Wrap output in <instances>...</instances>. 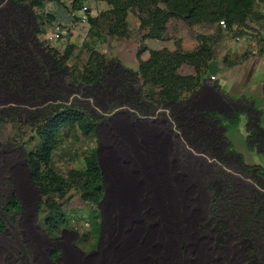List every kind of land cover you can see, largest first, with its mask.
<instances>
[{
	"label": "rangeland",
	"instance_id": "rangeland-1",
	"mask_svg": "<svg viewBox=\"0 0 264 264\" xmlns=\"http://www.w3.org/2000/svg\"><path fill=\"white\" fill-rule=\"evenodd\" d=\"M77 1H81L82 6L98 10L94 0ZM4 6L5 1L1 0L0 9ZM44 6L43 11L49 13L48 4ZM255 7L247 29L233 27L227 30L209 24L187 26L182 20L173 18L167 24L163 41L156 44L160 50L174 51L177 48L180 52L191 53L199 50L202 46L199 38L203 37L205 47L213 57L221 53L220 48L237 49L242 43L248 50V42L259 46L264 42L261 34L264 33V21L257 20L261 8L259 5ZM76 13L82 14L81 11ZM75 22L79 23L77 19ZM127 23L129 37L116 39L115 43L125 44L136 63L143 53L141 50H148L143 38L146 30L138 29L140 23L136 12L128 15ZM46 25L42 28L41 36L44 37L52 33L45 28ZM80 32L82 36L86 34V30ZM66 35L72 36L70 30ZM84 39L67 44L60 51L63 54L69 50L66 66L70 77L65 79L64 100L52 104L82 107L95 121L129 110L144 117L155 116L156 111L145 115L128 104L107 107L106 102L113 99L112 92L101 98L98 89L80 83L91 49L96 47L88 37ZM106 45L103 40L97 48L104 50ZM105 55L108 60L113 59L121 65L116 58ZM232 56L226 58L239 59L236 54ZM188 72L193 75V67L184 65L179 69L182 76H189ZM133 88L143 95L153 96L158 92L157 88L143 84L139 79ZM194 89L182 90L180 100L186 99ZM27 108L30 111L36 107ZM167 112L172 114L170 109ZM32 127L24 118L0 127V217H3L1 207L8 200L9 193L18 197L21 207L10 219L3 217L6 230H0V264H244L241 247L248 240L256 244L258 231L264 226V180L254 171L244 169L243 161L228 149L223 154V144L214 146L211 154L196 145L188 146L184 154L174 147L176 162L170 163V167H174L173 175L180 174L189 181L188 194L179 196V216L174 211L171 213V206L162 208L157 203L162 194L167 195L164 191L150 194L154 207L149 212L140 205L145 199L136 197L138 200L130 201L131 209L124 217H115L107 212L114 203L111 199L102 202L100 208L93 207L81 201L77 191L71 190L64 205L66 227L56 236H49L44 226L45 211L40 207L41 196L30 181L26 162V155L37 144ZM60 134L62 143L52 156L55 169L61 174L71 169L82 170L84 156L95 149L94 135L84 138L76 128L63 129ZM207 141L215 144V139ZM167 152L168 148L160 152L161 163L166 160ZM141 216L146 218L144 223H141ZM178 217L182 226L179 225L180 231L176 233L173 227ZM95 224L99 227L98 232L94 231ZM224 226L228 228L225 235L222 233ZM52 249L58 251L55 256L51 254Z\"/></svg>",
	"mask_w": 264,
	"mask_h": 264
},
{
	"label": "trees",
	"instance_id": "trees-1",
	"mask_svg": "<svg viewBox=\"0 0 264 264\" xmlns=\"http://www.w3.org/2000/svg\"><path fill=\"white\" fill-rule=\"evenodd\" d=\"M2 1H5V6L0 9V127L22 118L33 126L37 144L26 155L28 174L32 185L41 196L40 207L45 211L46 232L49 236H56L66 227L64 205L69 200L66 196L71 190L77 191L84 203L100 208L105 188L95 150L84 156L82 170L71 169L61 174L54 167L52 156L62 143L60 132L63 129L76 128L79 135L85 138L94 133L98 121L89 116L82 107L52 104L63 101L65 97V79L70 77L66 66L69 50L66 49L62 54L40 41L43 26L54 18L50 13L39 12L45 4L50 3L63 9L72 19L73 13L84 6L77 0H71L69 5H65V0ZM95 1L106 4L109 9L96 17L87 16V35L93 33L94 37L105 33L114 40L129 37L127 18L131 12H136L139 16L138 29L146 30L143 38L155 41H163L167 24L173 18L182 20L187 26L209 24L223 29L219 26L222 21L227 30L233 27L247 29L250 17L255 11L254 7L259 5L261 10L257 20L264 21V0ZM199 41L202 46L196 52L183 53L177 48L174 51H149L147 60L137 58V72L125 69L117 61L108 60L106 55L91 49V55L79 79L80 83L84 87L98 89L101 98L112 92L113 99L106 102L107 107L128 104L145 115H152L160 108L170 109L190 145L204 147L211 154L214 146L223 144V154H226V149L229 150L230 146L224 131L238 123V111L219 115L191 114L189 128L184 120L186 114L183 113L180 92L202 85L207 65L213 58L209 48L205 47L206 39L200 37ZM145 50L144 48L141 52ZM245 56L246 54L242 58ZM184 65L193 67L194 74L180 75L179 69ZM138 79L143 84L157 88L158 92L151 96L152 94L143 95L140 90L134 91L133 86L138 83ZM7 102L12 104L8 106ZM28 106L36 108L28 111ZM223 123L225 125H221ZM249 127L247 142L258 135L251 125ZM209 139H215V144L207 141ZM229 151L242 161L240 156ZM242 165L244 169L254 171L264 180L263 168L247 167L243 162ZM20 209L18 197L9 193L8 200L1 207L3 217L10 219ZM3 217H0L2 231L6 230ZM95 227L94 231L98 232V225L95 224ZM261 227L256 244L253 245L248 240L241 247L244 264H264V226ZM222 230L223 235L228 232L226 226ZM57 252L56 249L51 250L54 256Z\"/></svg>",
	"mask_w": 264,
	"mask_h": 264
},
{
	"label": "crops",
	"instance_id": "crops-1",
	"mask_svg": "<svg viewBox=\"0 0 264 264\" xmlns=\"http://www.w3.org/2000/svg\"><path fill=\"white\" fill-rule=\"evenodd\" d=\"M95 1V0H94ZM49 13L54 19L45 26L51 31L52 26L59 24L66 30V34L72 33L69 38L65 36L53 41L51 33L46 37L40 35V41L52 49L60 52L67 44H74L84 39L80 30L88 29L75 22L80 16L74 12L73 19L65 14L60 7L47 3ZM69 5V1H65ZM97 11L90 7V16L96 17L100 11H107L106 4L95 1ZM93 5V6H94ZM46 7V6H44ZM44 9V8H43ZM40 11L41 13L45 11ZM81 28V29H80ZM74 29V30H73ZM264 39V33H261ZM97 38H96V37ZM88 40L96 47L93 50L102 55L109 54L110 58H116L121 65L133 72L138 70V62L132 59L126 45H117L114 39H110L105 33L88 35ZM85 40V39H84ZM106 40L104 50L97 47ZM132 42V40H130ZM121 44V41L119 42ZM147 51L141 54L140 59L149 58V50H160L156 43L161 41L146 40ZM257 46L255 42H248L249 49L241 45L237 49H219L220 54L215 55L208 63L204 80L200 87L192 91L183 102V113L186 114L187 128L191 114H222L233 110L240 113L239 121L234 126H229L224 132L231 151L241 157L246 165H258L264 167V42ZM103 46V45H102ZM236 54L239 59H228ZM246 54L245 57L242 56ZM188 71V70H187ZM192 73L188 75H191ZM210 77H215L210 81ZM153 117H144L134 111L106 116L96 123L93 133L95 137V152L104 178V200L127 199L138 200L139 197L149 199L150 194L159 191L166 193L175 187L173 180L176 176L182 179V194L187 195L189 181L180 174L173 175L174 167L170 163L176 162L174 147L184 154L189 140L182 134L176 118L167 110L156 109ZM153 122H150V121ZM225 125V123L221 124ZM255 129L260 135L247 142L249 129ZM161 144L159 151H154V146ZM165 148L169 149L164 163L159 161V154ZM171 156V157H170ZM170 158H173L170 160ZM179 161L180 159L177 158ZM162 169V176L159 170Z\"/></svg>",
	"mask_w": 264,
	"mask_h": 264
},
{
	"label": "flooded vegetation",
	"instance_id": "flooded-vegetation-1",
	"mask_svg": "<svg viewBox=\"0 0 264 264\" xmlns=\"http://www.w3.org/2000/svg\"><path fill=\"white\" fill-rule=\"evenodd\" d=\"M162 148V145L161 144H157L154 146V151H159L160 149ZM178 160V159H177ZM160 172V176H162V169L159 170ZM174 184H175V187H171V191L167 193V195H161V198L162 199H159L157 201V203L159 204L160 207H168V206H171L170 209H171V213L174 211L177 214V216H179V214H181L180 212V204H179V196L182 195V179L180 176H176L175 179L173 180ZM160 193V192H159ZM157 193V194H159ZM106 196V195H105ZM168 198V200H166V198ZM166 200V202H165ZM106 201V199L104 200V202ZM130 201L131 200H127V199H119V200H113V205H112V209L111 208H108V211L109 212V216L111 215H114L115 217H124L128 212L129 210L131 209L130 206ZM134 201V200H132ZM151 201H153V198H151V200L149 199H146L145 202H141L140 205H142L145 209H147V211L151 210L153 207H154V202L151 203ZM138 202V201H137ZM144 204V205H143ZM139 205V204H138ZM136 208H137V205H136ZM148 211V212H149ZM173 212V213H174ZM148 214V213H147ZM143 221L141 223H144V221L146 220L145 217L141 216ZM179 225L182 226V224H180V219L179 217L177 218V220L174 222V232L176 231V233H178L180 231L179 229Z\"/></svg>",
	"mask_w": 264,
	"mask_h": 264
},
{
	"label": "built area",
	"instance_id": "built-area-1",
	"mask_svg": "<svg viewBox=\"0 0 264 264\" xmlns=\"http://www.w3.org/2000/svg\"><path fill=\"white\" fill-rule=\"evenodd\" d=\"M71 3V1H69V4ZM81 11V16L77 19L79 21V23L83 26H85L88 29V19L87 16L90 14V10L88 9V7H82ZM219 26L223 29H225V24L224 22H219ZM51 37L53 41H58L60 39H62L65 34H66V30H64V28H62L61 25L59 24H55L52 26V30H51ZM87 33L85 35L84 38H87ZM215 77H210V81H214Z\"/></svg>",
	"mask_w": 264,
	"mask_h": 264
}]
</instances>
